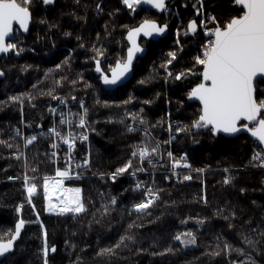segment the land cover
Segmentation results:
<instances>
[{"label":"trees","instance_id":"obj_1","mask_svg":"<svg viewBox=\"0 0 264 264\" xmlns=\"http://www.w3.org/2000/svg\"><path fill=\"white\" fill-rule=\"evenodd\" d=\"M166 2L168 10L157 14L138 7L133 12L121 0H79V3L54 0L51 5L35 0L30 34L27 37L18 34V47L24 50L19 54L10 50L0 58V70L4 72L0 76V141L12 145L9 148L0 143V238H9L4 233L14 230L19 218L26 221L13 249L0 256V264H44L40 251L44 229L48 232L49 246L55 244L57 249L53 253L50 247L49 264H232L234 261L264 264V169L252 162L251 140L247 136L232 140L214 137L205 129L187 134L175 132L177 122L188 124L196 118L198 105L187 102L184 82L165 81L161 65L167 53L176 47L175 28L183 29L189 19L196 17L192 5L197 0ZM97 3L101 4L102 12L97 11ZM205 3L209 11L232 8L228 0H205ZM215 4L224 7L214 9ZM117 8L121 10L115 12ZM144 19L167 22L168 36L154 43L141 41L148 51L134 65L132 80L120 89L104 90L94 75L92 45L104 49L101 66L107 71L110 64L124 57L128 28L138 26ZM65 32L71 35L66 36ZM77 36L82 39L77 40ZM199 42L181 32V43L186 49L182 59L174 61V67L169 66L173 72L187 65ZM69 53L70 63L56 69L55 65ZM141 80L145 83L141 84ZM29 93L32 99L22 96V105L8 99ZM130 95L132 100L121 103ZM54 96L82 97L87 103L91 166L84 170L86 177L82 181L73 180L69 184L82 189L86 208L83 213L46 211L43 177H51L55 171L46 135V104ZM146 100L152 103L145 104ZM178 100H184V105ZM104 101L109 102L108 106ZM129 112L140 113L146 123L141 125L138 117L134 120L126 115ZM169 119L173 139L164 143L169 140ZM128 127L137 130L130 132ZM145 129L151 133L153 143L161 142L163 158L153 154L151 164L144 161L147 170L144 173L138 172L133 177L129 171L111 181L108 174L127 162L135 146L145 138ZM31 135H36L37 140L25 147L24 138ZM168 151L176 159L187 154L194 170L188 183L172 178ZM15 152L22 154L19 159L13 155ZM137 161L138 157L133 158L134 165ZM33 168L38 171L33 172ZM25 172L38 184L32 200L35 210L27 202L23 187ZM226 177H231L227 184ZM137 182L141 183L140 188L135 187ZM149 188L158 193V199L144 212L132 210L133 204L147 199L144 193ZM112 197H116V204L109 203ZM21 204L23 207L17 212ZM36 212L40 214L39 221ZM188 231L196 236V244L184 245L173 239L177 233ZM122 235L125 240L118 248H113L110 254H100V249L112 248ZM244 236L255 241V246L246 244ZM225 241L233 249L243 248L244 254L224 248ZM169 247L172 251L165 252Z\"/></svg>","mask_w":264,"mask_h":264},{"label":"snow or ice","instance_id":"obj_2","mask_svg":"<svg viewBox=\"0 0 264 264\" xmlns=\"http://www.w3.org/2000/svg\"><path fill=\"white\" fill-rule=\"evenodd\" d=\"M41 2L44 5H51L54 3V0H41ZM121 2L128 10L133 12L142 4H148L161 11H167L168 9L166 0H121ZM228 2L232 6L231 11L227 8H224L223 11H209L205 0H197V3L192 5L195 9L196 17L189 19L183 29L180 27L176 29V47L167 53V59L161 65L164 69L165 81L172 79L174 81L184 82L186 84V99L198 102L196 118L188 124L177 122L175 132L187 134L191 133L194 129H208L212 134L216 135L220 133L237 134L246 130L247 133L251 134V137L255 138L254 143H256V148L258 149L253 151L252 162H258L259 166L264 167V0H228ZM34 3L35 0H0V53H8L10 50H15L19 54L24 50L23 47H18V43L13 41L16 39L18 30H22L23 32L29 30L30 23L33 19ZM77 3H79V0H77ZM213 7L214 9H221L224 6L223 4H215ZM96 9L98 12L103 11L99 3L96 4ZM120 10L117 8L114 11L119 12ZM109 14L111 15L112 13ZM200 17L203 18L201 19ZM44 22V20H41V23ZM49 26L52 27V25ZM124 27L128 26L125 25ZM167 29V22L161 24L155 19H144L138 26L128 28L127 39L130 42V46L127 48V54L125 57L118 58L114 65L110 64L107 71L101 66V58L105 56L104 49L102 47L98 48L93 44L92 50L95 55L90 59L94 61L96 71L100 73L99 79L105 85H116L121 78L131 72L136 54L144 51L138 43V37L141 34L145 37L162 34ZM181 32H183L184 37L191 35L199 39L200 42L196 47L195 54L191 57L187 65L173 72L169 66L174 67L173 62H179L185 51V45L181 43ZM201 32L203 33L202 36L200 35ZM64 35L68 36L71 33L65 32ZM97 38L99 39V33H97ZM81 39V37L77 36V40ZM79 46L84 47L83 44ZM70 59L71 53L60 64L55 65L56 69H60L64 64L70 63ZM26 67H31V65H27ZM3 75V70H0V76ZM81 79H83L82 76ZM140 83L143 84L145 81L141 80ZM86 86L90 87V85ZM24 95H27L29 100L32 99L30 93L11 96L8 99L13 102H19L22 105L24 101L21 97ZM158 95L159 93H157ZM56 98L55 96L53 97V99ZM72 99H75V97H72ZM132 99L133 97L130 95L128 100L122 101L121 103L127 104ZM99 102L97 100V103ZM60 103L65 104L67 101L64 98H60ZM103 103L105 106L109 104L108 101H104ZM144 103L151 104L152 101L146 100ZM177 103L184 105L185 101L178 100ZM80 107L83 109L82 113L73 114L69 112L68 116H76L78 118V126L83 129L88 127V109L84 107V101L82 99L80 100ZM50 111L56 112V109H50ZM140 111L142 113L143 109ZM126 115L131 116L134 120L138 117L141 125L146 123L143 115L140 113L133 114L129 112ZM158 123L162 124L163 121ZM59 124H68L71 129L72 120L67 119L65 114L61 112ZM57 127L58 125H54L48 131L49 134L67 144V167L64 169L57 167L55 172L56 179L49 176L43 177V195L47 202L46 211L59 214L83 213L86 211V208L81 196L82 189L80 187L64 186L65 178L73 174L76 176L80 175L79 172H73L71 168L73 162L71 153L75 147L76 136L72 131L63 134L57 130ZM167 127L169 130V140L164 141V143H170L173 139L171 135L173 124L170 119ZM127 130L131 132L137 129L135 127H128ZM16 132L17 135H20L19 129ZM144 136L145 138L135 146L127 162L116 168L114 172L108 174L113 181L120 174L129 171H131L133 176L138 172L147 171L143 166L144 161L147 160L151 164L153 154L161 156V159L163 158L160 151L161 142L155 141L153 143V138L148 129H145ZM79 138L85 141L88 140L87 132H81ZM24 140L25 147H27L37 140V136H27ZM0 143L6 144L9 148L12 147L6 141H0ZM52 147L56 148L58 145L53 143ZM13 155L19 159L22 154L15 152ZM52 155L56 156L58 153H53ZM167 155L171 159L173 171L182 165L183 167L191 168V165L187 163L186 153L179 159H176L171 151H168ZM136 157H138V161L134 165L133 158ZM81 165L90 167V159L86 157L77 167ZM24 167L25 169L28 168L26 156L24 158ZM32 171L36 172L38 169L33 168ZM196 171L202 172L203 169H197ZM100 175L104 176L105 174L101 173ZM8 179L12 180L15 177H8ZM183 179L191 180L192 176L190 174L185 175ZM23 180V187L27 194V202L35 210L36 206L32 203V200L33 195L38 191V184L35 182V178L29 177L26 172ZM230 180L231 177H226L224 183L227 184ZM135 187L140 188L141 183L137 182ZM53 188L65 193L64 196L57 198V203H53V194L50 191ZM144 195L148 197L146 200H141L132 206L137 212L146 211L158 199V193L151 188ZM206 202L207 200L205 198ZM109 203L116 204V197H112ZM22 207V204L17 206L16 211L20 212ZM105 211H107V208H105ZM39 215V212H36L38 221ZM186 222L182 221V223ZM197 222L203 223L202 220H198ZM25 223L26 221L23 217L19 218L15 223L14 230L9 229L4 233L9 238H0V256H3L13 249L14 242L20 237ZM40 225L44 229L42 221ZM229 226L232 227V225ZM43 236V247L40 251L43 253L44 264H49L48 254L50 247L53 253L57 249L55 244L49 246L48 232L46 229L43 231ZM242 238L249 246H255V241H252L246 236ZM127 239L131 240L133 237L127 236ZM173 239L180 241L184 245H194L197 243V238L192 231L177 233ZM124 240L125 236L122 235L120 241L116 245H113L112 248L100 249V254L112 253L113 248H118ZM224 248L229 251L235 250L241 254L245 252L243 248L233 249L227 241L224 242ZM164 251L168 252L172 251V249L169 247L165 248ZM232 264H243V262L234 261Z\"/></svg>","mask_w":264,"mask_h":264},{"label":"built area","instance_id":"obj_3","mask_svg":"<svg viewBox=\"0 0 264 264\" xmlns=\"http://www.w3.org/2000/svg\"><path fill=\"white\" fill-rule=\"evenodd\" d=\"M201 19L203 17H200ZM202 33V32H201ZM13 42H17V40L13 41ZM60 98H64L66 99L67 103L65 104H61L60 103ZM84 101V107H86V102L85 99L80 97L77 99H67L66 97H57L56 99H50L48 101L47 108H46V114H47V130H46V135L49 138V143H48V148H50L51 152V163L53 164V168H54V174H53V178L56 179L55 177V172L57 167L64 169L65 167H67L66 164V154L68 153V146L67 144H65L62 140L56 138L55 136H52L51 134H49V129L52 128L54 125H58L57 130L61 131L63 134H67L68 131H72L75 136H76V140H75V147L71 153L72 157H73V162L71 165V168L73 170V172H79L80 175L76 176V175H72L70 177H67L64 179V186L65 187H69L68 184H66V181H82L84 179V177H86L84 170L86 169L85 166L81 165L80 167H77L78 164H81V161H83V159H85L86 157H88L89 159L90 157V147H89V143H90V136H89V128H80L78 126V118L76 116H68V113L71 112L73 114L76 113H82L83 109L80 107V100ZM87 108V107H86ZM50 109H56V112H52L50 111ZM63 112L65 114V117L67 119L72 120V127L71 129L69 128L68 124H63L60 125L59 124V120H60V113ZM87 121H88V115H87ZM81 132H87L88 135V140H81L79 138V134ZM55 143L58 145V147L53 148L52 144ZM253 147L252 150H258L256 148V143H252ZM53 153H58V155L53 156ZM187 163H188V159H187ZM258 166V168L260 169H264V167L259 166L258 162H255ZM189 164V163H188ZM171 165V172L170 174L172 175V178L179 182V183H183V182H188L190 180H184L183 177L185 175H191L193 173V170H191V168H186L183 167V165L181 167H178L177 169H175V171H173L172 168V163H170ZM144 173V171H143ZM135 177V176H133ZM111 181H113L111 179V177H109ZM146 197V196H145ZM148 198V197H146ZM132 210L136 211L133 207Z\"/></svg>","mask_w":264,"mask_h":264},{"label":"water","instance_id":"obj_4","mask_svg":"<svg viewBox=\"0 0 264 264\" xmlns=\"http://www.w3.org/2000/svg\"><path fill=\"white\" fill-rule=\"evenodd\" d=\"M167 1V0H166ZM167 3V2H166ZM139 9L143 8V9H146L150 12H153V13H157V14H162L163 11L161 10H158V9H155L154 7L148 5V4H142L140 6H138ZM31 25H32V22L30 23V26H29V30L27 32H23L22 30H18V32L22 35V36H25L27 37L29 34H30V28H31ZM139 25V24H138ZM166 36H168V29L166 30L165 33H162V34H154L153 36L151 37H145L143 36V34L140 35V37H138V43L140 44L141 41H146V42H149V43H154V42H158L160 40H163ZM125 44H126V47L128 48L130 46V42L128 41L127 39V32L125 34ZM141 48L144 49V51L142 52H138L133 60V67L134 65L137 63L138 60H141V59H144V56L146 55L147 51H148V48L146 46H142L140 44ZM7 53H0V58H2V56L6 55ZM127 54V49L125 51V54H124V57L126 56ZM94 70V75L99 79L100 77V73H98L96 71V68L94 66L93 68ZM133 70L134 68H132L131 72L129 74H126L125 77L121 78L120 81L117 82L116 85H105L103 83V81L101 79H99L100 83H101V86L104 90L106 91H112V90H117V89H120L123 87V85L129 83L131 80H132V76H133ZM188 103H191V104H196L198 105V102L197 101H194V100H187ZM205 130H208V129H205ZM209 131V130H208ZM212 134V133H211ZM214 137H224L226 139H234V138H239L241 136H247L248 139L251 140V142H254L255 141V138L251 137V134L250 133H247L246 130H243L241 133H237V134H226V133H220V134H212Z\"/></svg>","mask_w":264,"mask_h":264},{"label":"rangeland","instance_id":"obj_5","mask_svg":"<svg viewBox=\"0 0 264 264\" xmlns=\"http://www.w3.org/2000/svg\"><path fill=\"white\" fill-rule=\"evenodd\" d=\"M18 34H19V32H17L16 33V39L15 40H18ZM200 35L202 36L203 35V33H200ZM173 38H174V42H175V39H176V28H175V30L173 31ZM14 40V41H15ZM18 42V41H17ZM185 49H186V47H185ZM253 143V142H252ZM184 155V154H183ZM182 155V156H183ZM253 164H256L255 162H253ZM257 165V164H256ZM258 167V166H257ZM194 171V170H193ZM52 178H53V175L51 176ZM54 179V178H53ZM74 182V181H73ZM73 182H71V181H66V184H71V183H73ZM189 182V181H188ZM187 181L186 182H183V183H188ZM69 187H77L76 185H69ZM51 192H52V194H53V203H57L58 201H57V198L58 197H60V196H64L65 195V193H63L62 191H60V190H58V189H55V188H53V189H51L50 190ZM45 203H46V207H47V202L45 201ZM136 212H137V210H136Z\"/></svg>","mask_w":264,"mask_h":264},{"label":"flooded vegetation","instance_id":"obj_6","mask_svg":"<svg viewBox=\"0 0 264 264\" xmlns=\"http://www.w3.org/2000/svg\"><path fill=\"white\" fill-rule=\"evenodd\" d=\"M168 10V9H167Z\"/></svg>","mask_w":264,"mask_h":264}]
</instances>
